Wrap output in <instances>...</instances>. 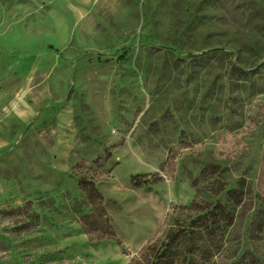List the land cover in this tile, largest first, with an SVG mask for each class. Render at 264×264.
Here are the masks:
<instances>
[{"label":"rangeland","instance_id":"rangeland-1","mask_svg":"<svg viewBox=\"0 0 264 264\" xmlns=\"http://www.w3.org/2000/svg\"><path fill=\"white\" fill-rule=\"evenodd\" d=\"M239 187L214 264H264V0H0V264H129Z\"/></svg>","mask_w":264,"mask_h":264},{"label":"trees","instance_id":"trees-1","mask_svg":"<svg viewBox=\"0 0 264 264\" xmlns=\"http://www.w3.org/2000/svg\"><path fill=\"white\" fill-rule=\"evenodd\" d=\"M142 183L137 180L134 185ZM246 194L247 190L241 187L226 190L227 204L217 202L206 207V211L170 231L162 241L146 243L129 264H214L213 255L220 251L226 230L234 225ZM251 199L255 206L247 211L248 231L264 240V197L255 195Z\"/></svg>","mask_w":264,"mask_h":264}]
</instances>
